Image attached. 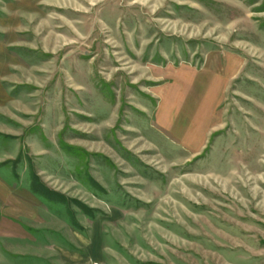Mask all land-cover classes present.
Returning <instances> with one entry per match:
<instances>
[{
  "label": "rangeland",
  "instance_id": "rangeland-1",
  "mask_svg": "<svg viewBox=\"0 0 264 264\" xmlns=\"http://www.w3.org/2000/svg\"><path fill=\"white\" fill-rule=\"evenodd\" d=\"M0 264H264V0H0Z\"/></svg>",
  "mask_w": 264,
  "mask_h": 264
}]
</instances>
